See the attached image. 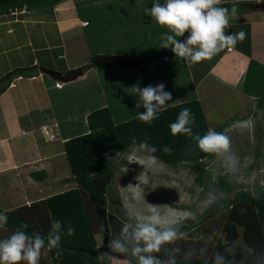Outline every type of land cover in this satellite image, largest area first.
<instances>
[{"label": "rangeland", "instance_id": "obj_1", "mask_svg": "<svg viewBox=\"0 0 264 264\" xmlns=\"http://www.w3.org/2000/svg\"><path fill=\"white\" fill-rule=\"evenodd\" d=\"M152 3L153 0H60L56 4L57 10L70 19L61 25L66 54L63 60H57L54 50L45 51V64L49 66L53 61L54 64L63 66L73 65L78 61L83 66L89 59L96 57L153 58L161 47V35L168 32V29L159 26L145 13V9L151 8ZM83 21H87L89 26H85ZM220 53L212 59L195 64L173 55L170 61L159 68H129L116 63L99 64L94 67L95 71L84 70L81 76L65 81L64 87L72 83L67 85L72 87L71 91L63 93L62 90L53 103L61 118L65 114L71 116L77 129L74 135H79L86 130L84 121L88 113L99 107L108 106L115 122L145 111L143 107H135L137 96L133 85L136 84L143 88L149 84L155 87L163 83L164 91L172 95V100L166 102L164 107L197 98L206 119L211 123L210 126L214 127L213 124L216 123L227 125L222 132L231 139L232 153L238 159L236 168L228 170L226 156L215 155L205 159V169L200 173L203 183L200 185L196 182V172L190 163L171 166L159 160L160 167L148 173L149 183L133 187L137 183L135 177L141 169L137 164L128 165L127 156L137 150V145L125 151L111 150L107 153L108 159L112 158L109 161L113 166V175L106 186L107 208L111 214L119 215L117 212L120 211L126 221L129 220L130 212L142 211L146 204L160 205L162 209L174 211L177 215L190 212L196 218L183 223L181 231L186 236L171 243V250L178 249L173 255L174 259H185L186 253L187 258L207 259L219 248L224 251L220 256L224 264H258L264 260V251L257 249V241H248L245 238L243 225L235 223L237 237L233 241L227 237L224 225L230 208L211 217H204L206 206L215 197L232 198L239 189L253 195L264 190V103L260 104L258 101L260 96L264 97V72H260L262 75L258 78V68L263 70V67L252 63L241 83L231 85L228 80L224 81L210 71V66ZM90 54L94 56L87 58ZM246 93H253L254 96H246ZM55 146L57 149V145ZM59 150L63 152V148ZM58 157L56 168L50 171L46 185L42 187V195L76 186L69 179L71 170L66 156ZM11 175L12 172L9 171L7 178ZM221 178L231 186L230 192L224 190V181ZM3 191L0 186V208L6 210L7 203L12 200L7 196L10 191ZM17 192L18 190L15 191ZM20 200L16 199L15 202ZM85 202L96 231V245L99 247L103 245L104 235L107 234L104 230L105 223L103 222V226L98 223L87 197ZM246 211H243L242 217L253 214L245 213ZM6 232L5 227L0 229V236ZM110 240L116 243L108 238V246ZM99 254L100 264H127L125 258L110 256L103 251ZM216 254L219 255V252ZM49 257L48 251L42 250L39 264H51ZM260 264H264V261Z\"/></svg>", "mask_w": 264, "mask_h": 264}, {"label": "trees", "instance_id": "obj_2", "mask_svg": "<svg viewBox=\"0 0 264 264\" xmlns=\"http://www.w3.org/2000/svg\"><path fill=\"white\" fill-rule=\"evenodd\" d=\"M59 1L0 0V15L22 5L53 7ZM251 3V1L239 0L236 4L237 11H248ZM232 5L233 0H222L218 6L231 10ZM160 50L164 49L160 48ZM163 65L165 64L150 68H159ZM95 66L99 65H93V67ZM23 71L24 68H15L0 76V94L8 87L13 77L23 76ZM258 101L260 104L264 103V97L260 96ZM183 108H190L195 117V123L192 125L194 134L203 135L211 128L197 98L163 107L158 113V118L151 124L140 121L138 115L115 122L108 106L99 107L89 112L86 116L88 130L85 133L69 137L63 142V151L71 170V180L76 183V186L50 194L44 199L30 204L26 209H23L24 211L22 209L9 211L0 208V212L6 213L8 216V222L5 225L7 232L1 235L0 239L6 238L22 223L29 225L27 229H23L28 234L38 232L42 236H46L52 221L58 220L62 224L63 234L60 246L48 251L51 264H100V254L93 255V252L97 250L94 236L96 231L86 206L85 197L91 203L98 223L100 222L102 226L103 222L105 223L108 238L113 239L116 243H126L125 237L121 234V228L126 222L125 216H122L120 211L117 213L121 217L109 213L106 205V186L113 175V166L107 157L108 151H125L133 145H138L141 141H147L157 149L154 155L165 164L174 166L183 162L190 163L191 168L196 172V182L202 185L203 178L200 173L205 169L204 160L213 158L215 155L200 151L192 139L183 134L175 136L171 134L169 124L176 120ZM225 127H227L225 123H219L212 129L222 131ZM133 139H135V143H133ZM164 147H169L171 152H164ZM39 174L43 177L45 172L39 170L33 172L32 176ZM222 180L224 181L222 183L224 190L230 192L231 186L221 178ZM228 208H230V214L224 225V231L229 240L233 241L237 237L236 224H241L244 226L245 238L248 241H257V249L261 248L264 251V190L253 195L246 190L239 189L232 198L215 197L206 206L204 217H211ZM243 211H246L245 213L253 212V214L249 217H242ZM69 225L75 229L74 235H67ZM185 226L190 228L189 225ZM127 246L131 251L132 245L127 244ZM216 250L207 259L185 258L175 259V261L176 264H213L215 253L219 252L220 257L224 252L223 249ZM169 251H171V244H166L159 253L153 254L161 259H166ZM126 261L127 264H137L136 259L131 255L127 256ZM221 264H224L223 259H221Z\"/></svg>", "mask_w": 264, "mask_h": 264}, {"label": "crops", "instance_id": "obj_3", "mask_svg": "<svg viewBox=\"0 0 264 264\" xmlns=\"http://www.w3.org/2000/svg\"><path fill=\"white\" fill-rule=\"evenodd\" d=\"M38 8L36 10L34 6L25 5L24 10L16 15H0V76L15 68H24V75L13 77L0 94V186L4 191H10L7 196L12 202L6 205L9 211L26 209L30 204L50 195H42V187L46 185L50 171L56 168L58 156L65 155L64 151L59 150L63 148L64 140L75 136L77 131L71 116L65 114L61 118L53 103L62 92L71 91L72 87L67 85L72 83L64 87L65 81L62 80L61 86L56 87L55 82L60 80L42 71L49 69L65 73L82 66L78 61L63 66L53 61L49 66L45 64V51L54 50L57 60L64 59L66 52L61 25L70 19L61 14L56 5L46 9ZM84 25L89 26V23ZM240 31L246 33L245 39L234 48L224 49L210 66V71L222 80H228L231 85L241 83L254 62L263 67V70L258 68V78L264 72V9L249 6L248 11H237L229 20L226 32ZM93 56L90 54L87 58ZM88 71H95V68L92 66ZM247 95L254 96L253 93ZM87 130L86 124L84 133ZM39 170L45 172L43 177L40 174L32 176L33 172ZM9 171L12 175L7 178ZM19 198L21 200L15 202Z\"/></svg>", "mask_w": 264, "mask_h": 264}, {"label": "clouds", "instance_id": "obj_4", "mask_svg": "<svg viewBox=\"0 0 264 264\" xmlns=\"http://www.w3.org/2000/svg\"><path fill=\"white\" fill-rule=\"evenodd\" d=\"M221 2L222 0H153L151 8H146L145 13L159 26L168 29V32L161 35V48L170 49L174 55L195 64L212 59L226 48H234L246 37L244 31L226 32L229 20L236 15V4L239 0H233L231 10L218 6ZM177 37L184 39L178 40ZM133 91L137 96L135 107L145 109L138 113V119L147 124L157 119L166 102L172 100L171 93L164 91L163 83L155 87L149 84L143 88L136 84L133 85ZM194 123L195 117L191 109L183 108L176 120L169 124V128L173 136L183 134L191 138L196 148L204 153L217 157L226 156L228 170L235 169L238 159L232 153L230 137L225 132L212 128L203 135L194 134ZM135 142L133 139V143ZM156 151L157 149L147 141H141L137 150L128 154V165L137 164L141 169L135 177L137 183L133 184V187L147 185L148 173L160 167L159 159L154 155ZM163 151L170 153L171 149L164 147ZM195 218L190 212L177 215L174 211L162 209L160 205L146 204L142 211L130 212L129 220L123 224L121 234L126 243H113L110 240L109 247L114 252L131 255L137 264H176L173 255L178 249L169 251L166 259H161L153 253H159L164 245L184 238L186 233L181 231L183 223ZM7 222L6 213L0 212V229H3ZM28 227L27 223H22L6 238L0 239V264H39L42 250L51 251L60 246L63 234L60 221H52L46 236L38 232L28 234L23 230ZM74 233L75 229L69 225L67 235ZM127 244L132 245L131 251ZM187 255L186 253V258ZM213 264H221L218 254L213 256Z\"/></svg>", "mask_w": 264, "mask_h": 264}, {"label": "water", "instance_id": "obj_5", "mask_svg": "<svg viewBox=\"0 0 264 264\" xmlns=\"http://www.w3.org/2000/svg\"><path fill=\"white\" fill-rule=\"evenodd\" d=\"M250 8L253 9H264V0L260 1V2H256V3H252L249 5ZM185 36H187V33H185ZM181 39L183 40V37H179L178 40ZM173 57V52L170 49H164V50H160L159 52H157L153 58L150 59H138V58H121V57H112V58H108V57H98L96 59H93L89 62H87L86 64H84L83 66H77L76 68H73L65 73H59L53 70H49V69H42V71L44 73H46L47 75H49L52 78H56L59 80H63V81H68V80H73L75 78H77L78 76L82 75L84 70L89 69L90 67H92L93 65H99V64H109V63H116L119 65H123L129 68H138V67H155V66H159L162 64H165L166 62H168L171 58ZM107 227L104 226V230H106ZM108 242V236L107 234L104 235V239H103V245L98 247L97 250L95 252H93V255L98 254L99 252H106L108 253L110 256H114V257H118L120 259L123 258H127V254H121V253H117L114 252L113 250L110 249V247L107 245Z\"/></svg>", "mask_w": 264, "mask_h": 264}, {"label": "built area", "instance_id": "obj_6", "mask_svg": "<svg viewBox=\"0 0 264 264\" xmlns=\"http://www.w3.org/2000/svg\"><path fill=\"white\" fill-rule=\"evenodd\" d=\"M24 8H25V5H22L21 7H14L13 9H9L8 13L16 15V14L22 12L24 10ZM83 24H87V21H83ZM55 86L56 87H60L61 86V82L60 81H56L55 82Z\"/></svg>", "mask_w": 264, "mask_h": 264}, {"label": "flooded vegetation", "instance_id": "obj_7", "mask_svg": "<svg viewBox=\"0 0 264 264\" xmlns=\"http://www.w3.org/2000/svg\"><path fill=\"white\" fill-rule=\"evenodd\" d=\"M102 246V245H101ZM100 247V246H99ZM98 248V247H97Z\"/></svg>", "mask_w": 264, "mask_h": 264}]
</instances>
